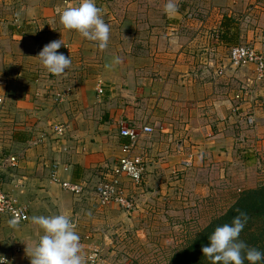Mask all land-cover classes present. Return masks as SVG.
<instances>
[{
	"label": "crops",
	"instance_id": "1",
	"mask_svg": "<svg viewBox=\"0 0 264 264\" xmlns=\"http://www.w3.org/2000/svg\"><path fill=\"white\" fill-rule=\"evenodd\" d=\"M177 2L178 11L166 15L167 0H95L110 26L108 46L101 50L59 23V12L79 0H0V154L17 159L13 169L0 172V185L28 210L21 235L0 221V257L7 264H30L43 234L33 216H76L75 228L88 227L77 213L59 209L64 204L82 210L50 180V170L58 164L61 181H93L97 166L123 156L129 142L119 137L120 123L152 129L135 145L146 177L193 155L189 176L226 180L241 165L243 186L252 182V169L264 161V79L249 87L253 67L233 69L229 52L252 44L264 55V0ZM57 40L63 45L57 51L71 60L61 76L49 74L36 58ZM157 52L160 58L152 59ZM106 81L130 88L115 96ZM248 113L255 116L252 130L245 126ZM59 125L62 136L54 132Z\"/></svg>",
	"mask_w": 264,
	"mask_h": 264
},
{
	"label": "rangeland",
	"instance_id": "2",
	"mask_svg": "<svg viewBox=\"0 0 264 264\" xmlns=\"http://www.w3.org/2000/svg\"><path fill=\"white\" fill-rule=\"evenodd\" d=\"M122 36H120V41L123 40ZM160 54L161 52L153 53L152 59L160 58L157 56ZM125 70H127L125 67L120 69V71ZM249 80L247 84L251 87L255 78L252 77ZM109 83L106 81L107 89L111 86L115 88L109 92L115 96L130 88L126 84L112 85ZM123 125L129 127L127 123ZM134 154L142 155L140 151ZM188 156L180 163L178 162V166H167L168 163H165L163 165L166 166L154 168L153 176H144V180L139 185L124 180L123 195L132 207L130 212L116 204L100 206L97 203L96 188L103 180L104 169L115 164L114 158L95 168V179L84 182L86 191L82 198L74 196L77 202H80L82 210H70L66 209L64 204L59 205L60 210H68L71 214L77 213L80 221L88 224V227L80 225L78 229L76 228L80 237L84 264H87V258L93 251L101 252L103 264H180L184 259L186 264H197L199 258H203L202 264L209 262L204 257L202 248L207 245L206 240L208 241L210 228L233 206L237 199L264 186V161L257 163L262 168L256 165L252 169L251 177L249 175L247 178L252 182L243 186L246 182L244 169L237 171L242 167L241 165H237L238 168L234 173L228 175V180L206 181L208 178L205 173H192L189 176L194 164L192 163L191 168L183 166V163L189 159ZM4 158V154H0V159ZM58 188L63 191L60 187ZM65 195H68L67 192ZM93 206H96L95 212L91 215L89 213L90 209H94ZM0 221L1 225L3 222L11 231L12 228L18 229L20 235L26 230L28 222L11 227L5 217L0 218ZM91 222L95 225L91 226ZM98 224L102 225L101 228ZM259 224L256 226L258 231L264 233V220ZM248 227L250 224L246 225L243 231ZM250 230L251 228L248 231ZM18 232L14 233L15 237L19 236ZM96 233H102L101 239L95 240L94 237L88 235ZM104 236L107 238L103 239ZM241 237L242 234L239 236L240 240ZM255 238L258 237L255 236ZM261 246L258 244L256 248ZM259 250L264 252V247Z\"/></svg>",
	"mask_w": 264,
	"mask_h": 264
},
{
	"label": "clouds",
	"instance_id": "3",
	"mask_svg": "<svg viewBox=\"0 0 264 264\" xmlns=\"http://www.w3.org/2000/svg\"><path fill=\"white\" fill-rule=\"evenodd\" d=\"M177 11V0H167L164 13L173 15ZM59 17L65 31L78 33L101 50L108 46L110 26L102 18L95 0H79L78 4L60 11ZM62 46L60 40L50 42L36 57L41 66L54 76L63 75L71 65L69 56L57 51ZM113 62L119 64L120 59L116 57ZM32 223L43 234L30 254V264H84L80 237L67 215L33 216ZM246 223L247 216L240 213L231 223L217 227L209 235L208 245L202 248L204 257L211 264H264V252L249 247L239 239ZM0 264H6L2 257Z\"/></svg>",
	"mask_w": 264,
	"mask_h": 264
},
{
	"label": "built area",
	"instance_id": "4",
	"mask_svg": "<svg viewBox=\"0 0 264 264\" xmlns=\"http://www.w3.org/2000/svg\"><path fill=\"white\" fill-rule=\"evenodd\" d=\"M229 65L233 69L252 66L255 80L259 82L264 79V56L258 53L251 44L234 46L229 52ZM222 72L223 69H220L217 75L221 76ZM97 87L98 95H102L103 85L101 81L98 82ZM234 98L238 101L241 100L240 95H236ZM1 104L2 98L0 97V106ZM245 124L248 129L252 130L255 128V116L253 113L246 114ZM64 131L65 129L61 125L54 128V132L58 136H62ZM151 133L152 129L148 126L138 129L119 124V137L127 139L129 143L123 145L121 148L123 156L117 159L115 164L110 168H105L103 180L95 191L97 203L100 206L111 203L122 207L124 210L131 211L132 207L128 202L129 200L123 195L122 183L124 180H127L139 185L144 180L146 173L145 162L142 157L134 154L135 145L141 135ZM188 157L189 159L183 163L185 168H191L194 160L193 155H189ZM16 163L17 159L14 156H7L3 160L0 159V172L14 168ZM58 167V164H54L51 168L50 180L63 191L73 196H82L86 191L85 185L78 182L61 181L57 176ZM64 171H67V169L65 168ZM2 217H5L11 226L22 225L28 221V210L17 199L4 192L0 185V218ZM71 221L76 227V216H73ZM102 256L101 252L93 251L87 258V264H103ZM5 261L7 264L8 260ZM9 261L11 262L12 259Z\"/></svg>",
	"mask_w": 264,
	"mask_h": 264
},
{
	"label": "trees",
	"instance_id": "5",
	"mask_svg": "<svg viewBox=\"0 0 264 264\" xmlns=\"http://www.w3.org/2000/svg\"><path fill=\"white\" fill-rule=\"evenodd\" d=\"M240 213H244L247 216V223L245 224V227L246 225L250 224V227H248V229L243 231L245 229L244 227V229L240 233L242 234L241 241H243L249 247L258 250L261 247H264V233L259 232L258 228L256 227L257 225H260L259 223L263 222L264 220V186L258 188L255 191L249 192L237 199L233 206L222 217H219L218 222L212 225L209 235L217 227L231 223L233 218L238 216ZM250 228L251 230L248 231ZM255 236H257L258 238H255ZM206 242V244L208 245L207 240ZM258 244H261L262 246L260 248H256V245ZM197 261V264H202L203 258H199ZM180 264H186L185 259ZM207 264H211V262L209 261Z\"/></svg>",
	"mask_w": 264,
	"mask_h": 264
}]
</instances>
